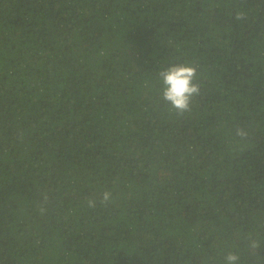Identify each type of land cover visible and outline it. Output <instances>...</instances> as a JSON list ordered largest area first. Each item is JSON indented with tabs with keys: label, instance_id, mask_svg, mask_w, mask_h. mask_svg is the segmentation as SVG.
Instances as JSON below:
<instances>
[{
	"label": "trees",
	"instance_id": "1",
	"mask_svg": "<svg viewBox=\"0 0 264 264\" xmlns=\"http://www.w3.org/2000/svg\"><path fill=\"white\" fill-rule=\"evenodd\" d=\"M185 61L177 117L159 72ZM229 252L264 264V0H0V264Z\"/></svg>",
	"mask_w": 264,
	"mask_h": 264
},
{
	"label": "clouds",
	"instance_id": "2",
	"mask_svg": "<svg viewBox=\"0 0 264 264\" xmlns=\"http://www.w3.org/2000/svg\"><path fill=\"white\" fill-rule=\"evenodd\" d=\"M160 81L162 84L161 96L168 104L170 114H175L177 117H182L185 113L190 112L194 98L200 95L201 85L199 81L198 65L191 61L174 63L159 72ZM236 135L244 138L247 132L238 128ZM113 198V193L110 190L103 191L99 196V203L107 206ZM44 202L48 200V196L44 195ZM97 205L96 198H90L87 201L89 208H95ZM43 211V208L41 209ZM257 240H249L250 249L255 252L259 248ZM240 257L237 254L229 252L225 257L227 264H237Z\"/></svg>",
	"mask_w": 264,
	"mask_h": 264
}]
</instances>
